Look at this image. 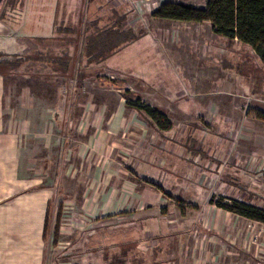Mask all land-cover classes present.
Masks as SVG:
<instances>
[{
    "label": "rangeland",
    "instance_id": "obj_1",
    "mask_svg": "<svg viewBox=\"0 0 264 264\" xmlns=\"http://www.w3.org/2000/svg\"><path fill=\"white\" fill-rule=\"evenodd\" d=\"M178 2L202 7L205 0H4L0 4V21L8 28L7 34L0 36V62L7 61L5 59H10L12 55L22 57L33 53L41 59L26 62L16 70L9 69L8 73H4V88L10 92L8 97H14L16 101L17 96L23 93L24 100L32 102L30 114L27 110L30 117L41 116L48 120L49 113L54 109L61 114L59 120H66L71 125L65 137L51 131L62 147L56 151L62 150L61 155H54L55 165L52 166L47 159L39 160L41 168L34 164L40 185L51 188L49 207L52 213L48 215L44 239V254L48 262L58 254L64 260L73 262L76 249H86L84 245L95 243V235L90 232L97 225L91 220L94 212L89 207L83 209L82 200L92 195L105 197L104 192L108 193L111 189H99L96 183L102 182L106 173L111 172L121 180L127 165L130 173V165H133V171L138 176L146 177L155 184L158 193L155 190L148 193L150 201L146 207V203L140 201L137 193L129 187L124 186L117 191V205L109 211L112 213L108 214L106 208L102 211L103 215H107L102 219H112L107 223L104 221L108 228L117 226L104 234V249H114L115 242L125 238L124 227L127 224L120 222L123 218L118 216L132 214L135 219L134 235H137L143 217L167 215L169 225H175L178 220V249L182 253L199 249L200 259L205 264H209L207 255H212L213 249H216V261L220 264L239 259L244 264H257L262 260L264 224L238 217L216 205L217 202L226 203L232 199L245 201L248 198L249 203L264 209V187L256 175L246 181L244 178L251 175L243 176L237 166L223 168L215 164L216 167L207 168L201 164L212 162L210 157L195 160L183 151L184 138L191 130L189 116L193 113V104L205 102V98L216 101L224 82V76L219 71L234 61L232 67L236 68L238 59L246 57L247 53L239 43L228 46L224 38L211 31L207 21L194 24L196 22L156 16L155 11L163 4ZM111 11L136 35L132 38L126 36L103 62L86 66L79 50L91 31L89 24L96 21L102 27L109 26L107 17ZM230 55L231 62H228ZM71 56L72 60L95 70L98 75L73 80L69 73L61 76L53 71L49 66L53 64L48 65L46 61L54 59L56 65L63 66L60 62ZM233 76L236 79L233 85H239V78L234 72ZM197 83L198 91L205 88L208 91L199 93ZM126 90L138 97L142 105L159 108L158 111L164 113L168 132L165 131L167 140L163 148H176H172L171 153L158 152L156 145L160 137L148 136L158 139L153 140L155 145L150 156L156 155V158L163 153L166 165L161 159L128 161L132 153L127 148L132 144L128 136L121 137L116 144L104 137L105 146L99 145V149L92 146L87 150L89 146L83 144L85 137L74 130L83 125L79 121L85 122V119L101 118L97 128H104L110 113L118 104L125 103L121 94ZM128 112L123 110L124 116ZM155 121L152 122L154 127L153 124L150 125L152 127L147 125L150 132L158 127ZM16 122L17 125L21 120ZM46 126L49 127L48 124ZM221 127L224 132L230 131L225 126ZM92 129L89 127L84 134ZM233 135L237 137V130ZM133 138L137 139L136 133ZM95 142L101 144L102 139L97 138ZM27 144L30 145L29 142ZM143 146L145 150L151 144ZM102 162L104 165L99 166L97 171V165ZM57 212L59 231L54 241L52 232ZM141 248L139 244L136 249Z\"/></svg>",
    "mask_w": 264,
    "mask_h": 264
},
{
    "label": "crops",
    "instance_id": "obj_2",
    "mask_svg": "<svg viewBox=\"0 0 264 264\" xmlns=\"http://www.w3.org/2000/svg\"><path fill=\"white\" fill-rule=\"evenodd\" d=\"M7 32L8 28L0 21V36ZM240 46H244L247 56H241L238 59L236 68L232 67L236 62L234 61L233 64L228 63L223 71H219L224 76V82L220 86L222 92L218 99L211 102L205 98V102L193 104V113L189 116L191 130L188 131L189 135L184 138L183 151L186 152L185 154H190L195 160H198V157H210L212 162L201 164L207 168L216 167V165L223 168L237 166L242 175H251L247 179L244 178L246 181H250L252 175L264 174V63L254 55L248 46L242 44ZM230 57L231 55L227 59L228 62H231ZM208 68L209 66L206 67V69ZM233 72L239 78L240 84L237 86L233 85L236 80ZM4 75L6 76L0 72V264H205L200 259L199 249H190L187 253H182L178 249V220L175 225H169L166 219L167 215H160L156 218H153L152 215L143 217L141 219L142 226L137 235H134L135 219H133V215L125 213L121 217L118 216L117 218H123L119 220L120 222L127 224L124 227L125 238L115 242L114 249H104L102 246L104 234L108 230H114L117 226L108 228L104 221L107 223V220L112 219H102V216H107L103 215L102 211L106 208L105 211H108V214L112 213L109 211H113V206L117 205V196H119L117 191H120L124 186L129 187L131 191L137 193L140 201L146 203V207L149 206L150 201L148 193L153 190L158 193L155 184L146 177L138 176L135 170L133 171V165H130L131 173L129 165H127V169L124 170L125 174L123 173L125 176L121 180L111 172L106 173L102 182L96 183L97 188L106 189V191L111 189V193L109 190L108 193L104 192L106 193L105 197L99 193V197L86 196L82 200V208L89 207L90 211L94 212L91 215V220L97 225L90 232L93 231L92 234L95 235V243L84 245L86 249H76L73 254V262L68 259L64 260L59 254L51 257V262H48L44 254L43 233L46 213L48 211L52 213L49 207L51 188L49 189V185H40L37 168H41L39 160L44 159H47V162L52 166L55 165L54 155H61L62 150L56 151L57 148L62 149V147L55 140V134H52L51 131L54 130L57 134L65 137L70 132L71 125L66 120H59L61 114L59 113V116L56 117L54 109L49 113L48 120L41 116L30 117L27 110L30 114L32 102L26 98L24 100L23 93L17 96L16 101H14V97H8L10 92L8 88H4V79H6ZM197 85L198 83L196 88ZM196 90L198 91V88ZM199 91L205 93L208 88ZM123 110L129 112L124 116ZM110 114L103 124L104 128L100 129L97 127H99L98 122L101 118L85 119V122L77 120L84 124L78 125L77 128L74 127V130L85 137L83 144L89 146L87 150L92 146H96L97 149L100 148L99 145L105 146L104 137H106V141L110 140L116 144L118 139L128 136V139L131 137L132 141V144L127 147L132 152L128 161L161 159L166 165L164 151L169 153L172 148H176L171 146L167 150L163 148V143L167 140L166 123L161 125L156 123L158 127L154 132H150L148 126L152 125L155 120L125 103L118 104L114 112ZM17 119H20L21 122L16 125ZM45 123L49 127L44 125ZM154 126L155 124H153ZM221 126L229 128V134H226L228 132H224ZM89 127H93V129L87 135L84 134ZM193 130L195 132L190 133ZM235 130L238 133L237 137L233 135ZM135 133L137 139L133 138ZM161 133H164V136ZM152 134L158 135L161 139L155 147L158 152L163 153L156 158H154L156 155L150 156L151 148L158 140L148 136ZM97 138L102 139L101 144L95 142ZM149 143L151 144L150 149L144 150L145 146L143 145ZM25 148L27 151H23ZM149 150L150 152H148ZM36 160L38 162L34 163ZM34 164L37 168H34ZM103 165V162L97 165L96 170L98 171L99 166L101 168ZM210 202L212 201L210 200ZM143 227H145L144 230ZM173 228L174 230H172ZM139 244L142 245V248L136 249ZM213 250L212 255L209 253L207 255L208 259L210 258L209 264H220L216 261V249ZM242 262L239 259L237 262L225 264H244Z\"/></svg>",
    "mask_w": 264,
    "mask_h": 264
},
{
    "label": "trees",
    "instance_id": "obj_3",
    "mask_svg": "<svg viewBox=\"0 0 264 264\" xmlns=\"http://www.w3.org/2000/svg\"><path fill=\"white\" fill-rule=\"evenodd\" d=\"M155 14L160 18L170 20L196 23L207 21L211 31L215 35L224 38L228 46L234 42L246 45L264 63V0H205L202 7L178 2L175 4H163L155 11ZM118 18L117 14L111 11L107 17L109 26L102 27L96 21L90 22L88 28H91V31L86 35V41L79 50L85 59L86 66L103 62L111 56L126 36L127 38H132L136 35L131 28L125 27ZM5 60L7 61L0 62V72L3 73H8L9 69L16 70L29 61H41L39 56H35L34 53L22 57H14L12 55L10 59ZM46 61L48 65L53 64L49 65L53 71L63 75H68L69 73L73 79L78 81L90 75H98L95 70L92 71L86 66H81L78 61L72 60V56L60 62L63 66L56 65L57 63H55L54 59ZM121 97L124 99L125 105H131L137 111H142L151 119L157 120L160 125L166 123L164 113L156 108L142 105L139 98L133 96L128 90L123 91ZM54 114L56 117L59 116L57 111ZM216 205L240 217L264 224V209L249 203L248 198L245 201L232 199L226 203L217 202ZM48 215L49 211L45 217L44 239L46 238ZM58 221L59 214L57 212L52 232L54 241L58 237Z\"/></svg>",
    "mask_w": 264,
    "mask_h": 264
},
{
    "label": "built area",
    "instance_id": "obj_4",
    "mask_svg": "<svg viewBox=\"0 0 264 264\" xmlns=\"http://www.w3.org/2000/svg\"><path fill=\"white\" fill-rule=\"evenodd\" d=\"M256 177H257V179L259 180V182H261V184L264 187V174H262V173L257 174ZM261 259L262 260L259 261L257 264H264V255H263V257Z\"/></svg>",
    "mask_w": 264,
    "mask_h": 264
},
{
    "label": "flooded vegetation",
    "instance_id": "obj_5",
    "mask_svg": "<svg viewBox=\"0 0 264 264\" xmlns=\"http://www.w3.org/2000/svg\"><path fill=\"white\" fill-rule=\"evenodd\" d=\"M3 2H4V0H2V2H1V3H3ZM1 3H0V4H1Z\"/></svg>",
    "mask_w": 264,
    "mask_h": 264
},
{
    "label": "water",
    "instance_id": "obj_6",
    "mask_svg": "<svg viewBox=\"0 0 264 264\" xmlns=\"http://www.w3.org/2000/svg\"><path fill=\"white\" fill-rule=\"evenodd\" d=\"M2 2V0H0V3Z\"/></svg>",
    "mask_w": 264,
    "mask_h": 264
}]
</instances>
